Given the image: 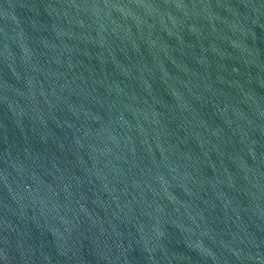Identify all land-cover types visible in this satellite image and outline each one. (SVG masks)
Returning a JSON list of instances; mask_svg holds the SVG:
<instances>
[{
  "label": "water",
  "instance_id": "obj_1",
  "mask_svg": "<svg viewBox=\"0 0 264 264\" xmlns=\"http://www.w3.org/2000/svg\"><path fill=\"white\" fill-rule=\"evenodd\" d=\"M0 264H264V0H0Z\"/></svg>",
  "mask_w": 264,
  "mask_h": 264
}]
</instances>
